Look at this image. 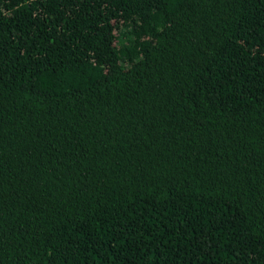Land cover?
I'll list each match as a JSON object with an SVG mask.
<instances>
[{"label":"trees","instance_id":"1","mask_svg":"<svg viewBox=\"0 0 264 264\" xmlns=\"http://www.w3.org/2000/svg\"><path fill=\"white\" fill-rule=\"evenodd\" d=\"M0 264H264V0H0Z\"/></svg>","mask_w":264,"mask_h":264}]
</instances>
